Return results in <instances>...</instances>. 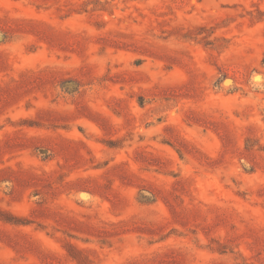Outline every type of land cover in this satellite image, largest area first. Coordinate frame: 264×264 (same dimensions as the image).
<instances>
[{"label":"rangeland","instance_id":"rangeland-1","mask_svg":"<svg viewBox=\"0 0 264 264\" xmlns=\"http://www.w3.org/2000/svg\"><path fill=\"white\" fill-rule=\"evenodd\" d=\"M0 264H264V0H0Z\"/></svg>","mask_w":264,"mask_h":264}]
</instances>
